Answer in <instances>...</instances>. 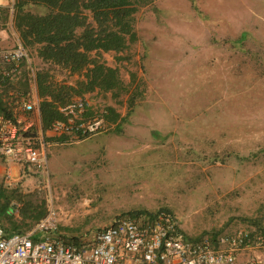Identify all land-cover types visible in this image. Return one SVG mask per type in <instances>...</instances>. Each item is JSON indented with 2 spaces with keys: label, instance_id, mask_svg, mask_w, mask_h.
I'll list each match as a JSON object with an SVG mask.
<instances>
[{
  "label": "rangeland",
  "instance_id": "1",
  "mask_svg": "<svg viewBox=\"0 0 264 264\" xmlns=\"http://www.w3.org/2000/svg\"><path fill=\"white\" fill-rule=\"evenodd\" d=\"M11 1L0 0L5 28L22 41L15 8V35L10 29ZM135 29L123 54L103 53L120 71L119 97L86 94L120 117L105 133L54 146L49 176L20 167L10 189L0 167L11 210L2 223L28 230L52 197L69 238L90 240L118 217L161 211L192 239L239 227L264 233V0H145ZM27 48L37 79L41 72L53 87L83 80ZM9 86L12 105L19 94L41 100L26 75Z\"/></svg>",
  "mask_w": 264,
  "mask_h": 264
},
{
  "label": "built area",
  "instance_id": "2",
  "mask_svg": "<svg viewBox=\"0 0 264 264\" xmlns=\"http://www.w3.org/2000/svg\"><path fill=\"white\" fill-rule=\"evenodd\" d=\"M7 6L9 27L15 35V1ZM4 8L0 6V38L8 25L2 19ZM13 39V46L0 47L3 97L6 88L25 75L30 84H38L30 51L19 37ZM8 96L15 93L10 91ZM16 97L13 115L0 114V163L4 165L7 188L15 186L16 167L49 176L54 146L73 145L110 130L108 107L102 103L97 106L91 95L76 97L59 107L63 119L54 121L47 130L37 100L29 94ZM61 222L52 197L46 214L28 230L8 231L0 221V264H236L242 256L247 257L246 264H264V233L245 227L192 239L184 232L181 219L161 211L153 216L141 213L118 217L86 240L84 236L60 234Z\"/></svg>",
  "mask_w": 264,
  "mask_h": 264
},
{
  "label": "trees",
  "instance_id": "3",
  "mask_svg": "<svg viewBox=\"0 0 264 264\" xmlns=\"http://www.w3.org/2000/svg\"><path fill=\"white\" fill-rule=\"evenodd\" d=\"M144 1L17 0L15 27L25 46L37 47L42 60L83 77L75 86L53 87L44 81L41 72L38 73L40 111L45 130L54 121L63 119L59 103L65 106L76 95L84 96L99 90L119 97L124 86L120 71L107 64L103 53L123 54L136 42L135 14ZM36 7H43L46 11L36 12ZM11 103L0 94V114L12 116L14 104ZM119 117L113 109H109V121ZM9 199L4 194L0 198V214L10 213ZM12 207L15 209V204ZM43 216H39L37 221Z\"/></svg>",
  "mask_w": 264,
  "mask_h": 264
},
{
  "label": "crops",
  "instance_id": "4",
  "mask_svg": "<svg viewBox=\"0 0 264 264\" xmlns=\"http://www.w3.org/2000/svg\"><path fill=\"white\" fill-rule=\"evenodd\" d=\"M9 1V0H8ZM16 5V4H15ZM2 19L5 20V18L2 16ZM7 28H4V30L1 33V38H0V47H9V46H13L14 43V39L11 37L10 33H7ZM38 103L41 102V100L39 101V98L36 99ZM1 164V163H0ZM4 167L3 164L0 165V167ZM15 170H17L18 172V168L16 167ZM61 226V225H60ZM247 261V257L242 256L238 259L236 264H246Z\"/></svg>",
  "mask_w": 264,
  "mask_h": 264
},
{
  "label": "clouds",
  "instance_id": "5",
  "mask_svg": "<svg viewBox=\"0 0 264 264\" xmlns=\"http://www.w3.org/2000/svg\"><path fill=\"white\" fill-rule=\"evenodd\" d=\"M96 91H99V90H96ZM95 92V91H94ZM39 107H40V103H39ZM109 110V109H108ZM40 113H41V111H40ZM109 115V114H108ZM108 121H109V119H108ZM43 123V122H42ZM109 123H110V121H109ZM94 137V136H93ZM92 138V137H91ZM90 139V138H89ZM86 140V139H85ZM84 141V140H83ZM82 142V141H81ZM80 143V142H79ZM77 144V143H76ZM73 145H75V144H73ZM61 146V145H60ZM66 146H71V145H66Z\"/></svg>",
  "mask_w": 264,
  "mask_h": 264
}]
</instances>
